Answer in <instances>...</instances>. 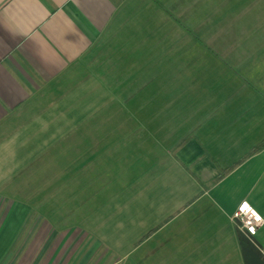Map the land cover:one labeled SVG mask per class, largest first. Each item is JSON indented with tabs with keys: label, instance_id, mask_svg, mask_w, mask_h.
Returning a JSON list of instances; mask_svg holds the SVG:
<instances>
[{
	"label": "rangeland",
	"instance_id": "1",
	"mask_svg": "<svg viewBox=\"0 0 264 264\" xmlns=\"http://www.w3.org/2000/svg\"><path fill=\"white\" fill-rule=\"evenodd\" d=\"M225 17L203 38L174 40L177 51L166 54L172 64L162 53L151 68L136 70L156 78L94 84L78 62L16 119L9 136L19 146L0 148V203L14 201L2 196L11 188L50 223L80 230L81 245L63 264H212L217 257L196 256L181 235L197 182L176 153L203 135L204 123L212 131L219 96L235 92L218 80L241 76L243 63L264 52V5H240ZM83 248L85 258L75 259Z\"/></svg>",
	"mask_w": 264,
	"mask_h": 264
},
{
	"label": "crops",
	"instance_id": "2",
	"mask_svg": "<svg viewBox=\"0 0 264 264\" xmlns=\"http://www.w3.org/2000/svg\"><path fill=\"white\" fill-rule=\"evenodd\" d=\"M255 1L0 0V148L19 146L18 137L9 136L16 119L36 108L42 89L73 64L83 62L94 84H110L104 82L108 78L111 84H135L124 79L144 76L136 70L151 68L149 62H156L157 54L171 56L179 46L174 40L203 38L207 26L218 31L226 19L223 14L236 12L240 5H264V0ZM163 60L172 64V57ZM251 61L241 68L232 64L243 69L239 78L230 73L218 80L235 92H229L227 100L219 96L212 131L204 123L203 135L176 153L197 182L195 204L182 212L181 235L196 256H217L212 264H244L241 232L231 218L241 202L263 219L252 240L264 259V147L253 152L264 139V52ZM242 83L248 88L236 93ZM2 196L16 198L0 203V264H63L74 259L80 230L50 223L38 206L32 211L34 206L20 202L11 188ZM85 253L83 248L75 259L85 258Z\"/></svg>",
	"mask_w": 264,
	"mask_h": 264
},
{
	"label": "built area",
	"instance_id": "3",
	"mask_svg": "<svg viewBox=\"0 0 264 264\" xmlns=\"http://www.w3.org/2000/svg\"><path fill=\"white\" fill-rule=\"evenodd\" d=\"M238 230L248 238H253L262 225L261 215L247 202H241L231 216Z\"/></svg>",
	"mask_w": 264,
	"mask_h": 264
},
{
	"label": "trees",
	"instance_id": "4",
	"mask_svg": "<svg viewBox=\"0 0 264 264\" xmlns=\"http://www.w3.org/2000/svg\"><path fill=\"white\" fill-rule=\"evenodd\" d=\"M263 147L264 139L253 149V152H257ZM239 242L242 249L244 264H264V259L258 256V251L252 238H248L244 234L239 233Z\"/></svg>",
	"mask_w": 264,
	"mask_h": 264
}]
</instances>
